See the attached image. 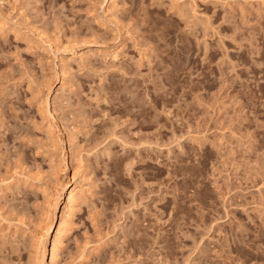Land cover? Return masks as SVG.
Instances as JSON below:
<instances>
[{"label":"rangeland","instance_id":"obj_1","mask_svg":"<svg viewBox=\"0 0 264 264\" xmlns=\"http://www.w3.org/2000/svg\"><path fill=\"white\" fill-rule=\"evenodd\" d=\"M67 183L55 264H264V0H0V264Z\"/></svg>","mask_w":264,"mask_h":264},{"label":"bare ground","instance_id":"obj_2","mask_svg":"<svg viewBox=\"0 0 264 264\" xmlns=\"http://www.w3.org/2000/svg\"><path fill=\"white\" fill-rule=\"evenodd\" d=\"M65 186H68L69 189H68V192H67L66 204L64 206L65 207V213L63 215V219L58 224L57 229L56 228L53 229V220H51L49 222V224H47L46 229H45V232H42V235H41L42 237H44L46 234H49V232L52 229H53L52 231H54L56 229L55 237L53 239V246H52V249H51V262L53 264H55V262H56L55 259L57 257V253H58V250H59V245H60L61 240L63 238V234L66 231V227H67L66 224L68 223V221H67L68 219H66V217H68L69 213L66 211V209H69V208L73 207V205L75 204L78 196H80V194H82V193L87 192L85 189L82 190V187L84 185L80 186V185H77L76 184V185L72 186V185H69L67 183ZM42 237H40V238H42ZM42 240H40V242H39L40 243L39 251H40L41 256H44V254L47 251V247H46L45 241L44 240L42 241Z\"/></svg>","mask_w":264,"mask_h":264}]
</instances>
